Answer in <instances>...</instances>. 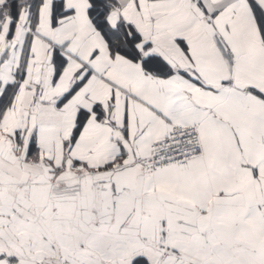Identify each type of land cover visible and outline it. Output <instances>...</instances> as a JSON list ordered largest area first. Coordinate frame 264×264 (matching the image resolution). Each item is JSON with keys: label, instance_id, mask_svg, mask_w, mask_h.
Listing matches in <instances>:
<instances>
[{"label": "snow or ice", "instance_id": "6c2138e0", "mask_svg": "<svg viewBox=\"0 0 264 264\" xmlns=\"http://www.w3.org/2000/svg\"><path fill=\"white\" fill-rule=\"evenodd\" d=\"M0 264H264V0H0Z\"/></svg>", "mask_w": 264, "mask_h": 264}]
</instances>
